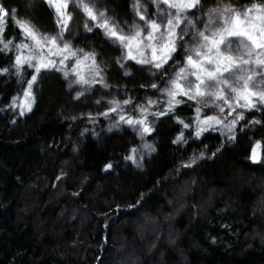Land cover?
Instances as JSON below:
<instances>
[{
    "label": "trees",
    "instance_id": "trees-1",
    "mask_svg": "<svg viewBox=\"0 0 264 264\" xmlns=\"http://www.w3.org/2000/svg\"><path fill=\"white\" fill-rule=\"evenodd\" d=\"M134 2L95 0V6L127 28L135 23L129 19ZM200 2L203 18L222 4H264ZM0 4L9 9L0 36L12 41L8 49L0 44V68L8 69L0 72V264H264V109L246 110L233 139L207 133L196 140L189 138L195 103L179 97L172 110L147 115L153 156L132 162L127 157L141 144L140 132L126 125L107 132L109 112L97 100L112 94L130 100L127 109L151 111L143 100L167 75L122 66V49L101 29L88 31L83 11L72 4L68 41L96 53L108 86L83 101L58 65L43 69L33 84L32 109L21 114L13 97L34 70L16 69L15 46L25 36L15 21L52 35L59 24L46 0ZM88 114L96 115L95 125H86ZM180 132L187 143L176 142Z\"/></svg>",
    "mask_w": 264,
    "mask_h": 264
},
{
    "label": "snow or ice",
    "instance_id": "snow-or-ice-1",
    "mask_svg": "<svg viewBox=\"0 0 264 264\" xmlns=\"http://www.w3.org/2000/svg\"><path fill=\"white\" fill-rule=\"evenodd\" d=\"M48 2L56 9V23L60 25L62 31L55 35L41 33L28 21L19 19L15 21L26 38L16 46L18 54L15 57V66L18 72L25 64L34 70L18 102L21 114L23 111L31 110L35 99L33 84L43 69L61 65L64 67L60 70L68 76L69 71L65 70L66 62L72 60L74 62L70 70L75 76L72 83L91 85L97 82L95 77L101 76L102 70L96 61V53L74 48L70 41L64 39V32L68 30L69 22L73 18L72 13L68 11L70 3L80 7L90 21L95 22V26L104 30L109 40L124 50V59L130 58L141 64H148L157 73L164 72L165 65L172 59L178 47L185 49L184 63L178 65L171 74L165 72L168 78L165 86L158 88V91L166 94L168 110L182 102L177 98L179 96L197 102L195 109L197 121L193 132L196 137L216 125L226 133L232 134L237 119L244 116L243 112H236L237 106L257 107V99L264 103V89L256 90L253 80L257 70L264 68V4L254 2L247 9H237L231 4L218 5L204 14L206 19L198 21L189 15L188 10L199 11L202 7L200 0H152L157 8L153 18L146 15V8L140 0H135L133 10L143 24L135 22L125 31L107 14V9L96 8L95 0H48ZM11 13L14 15L15 9H12ZM8 15L9 9L0 4V33L3 31L4 17ZM198 24L203 26L199 27ZM84 27L91 31L89 21L85 22ZM185 37L188 39L185 40ZM0 43L8 49L12 41H4L0 36ZM233 43H237L238 47L233 49ZM24 49L27 51H23ZM253 64L256 65L255 68L252 67ZM7 71V68H0V72ZM99 82L103 83V80ZM261 84L264 85V81H261ZM150 87L158 86L152 83ZM82 94L77 92L76 95L79 97ZM130 102L112 100L107 111L116 112L119 109L121 121L141 126L142 133L152 131L146 115L148 107L139 106L141 113L139 116L128 115L121 104ZM13 103L14 106L17 105L16 97H13ZM156 103L158 101L153 99L147 101L148 105ZM200 105L215 106L219 114H205L201 117ZM233 112H236V116L226 122V117ZM103 114L107 115V112ZM157 114L164 115L163 112ZM177 120L184 124L185 128L191 127L180 117H177ZM176 142L187 143L183 132L177 135ZM256 143L259 145L260 141ZM253 152L255 153V149ZM131 153L127 158L135 161L136 149H131ZM200 155L203 156L204 153L201 152ZM252 158L257 159L255 155ZM194 159L195 157L193 162ZM105 167L111 168L112 165L109 163Z\"/></svg>",
    "mask_w": 264,
    "mask_h": 264
},
{
    "label": "rangeland",
    "instance_id": "rangeland-1",
    "mask_svg": "<svg viewBox=\"0 0 264 264\" xmlns=\"http://www.w3.org/2000/svg\"><path fill=\"white\" fill-rule=\"evenodd\" d=\"M46 1H48V0H46ZM140 2L146 8V15L149 18H153L154 14L157 12V8L156 7L154 9L151 8L152 7L151 4H154V3H152V0H140ZM70 6H72L71 3L69 4V7ZM52 7L55 9V7L53 5H52ZM76 7L80 9V7H78V6H76ZM98 10H100V9H98ZM201 10H202V7L200 8L199 11H197L196 9H190L188 11H189V15L193 19H194L193 16H195V17H198L196 20L199 21V20L206 19V17L203 18L202 14H201ZM55 12H56V9H55ZM84 16H85V20L86 21H89V26L91 27V31H94L95 29H101L104 32V30L102 28H99L98 26H95V22L94 21H90V18H88L85 13H84ZM129 19L134 20L135 22H139V23L143 24V22L140 21L139 17L135 14L134 10H133L132 15L129 16ZM116 22L118 23V21H116ZM71 23L72 22L70 21L69 22V27H70ZM198 26L199 27H202L203 25L202 24H198ZM69 27H68V29H69ZM124 30L127 31L128 30V27L127 28H124ZM60 31H62V29H61V27L59 25V31H57V33L60 32ZM67 31L64 32V39H66V40H68V38H67L68 37ZM187 39H188V37H185V40H187ZM112 43H114V42H112ZM0 44H2V43H0ZM114 44L117 45L116 43H114ZM16 46H15V50L17 52ZM73 47L74 48H77V49H80V48L75 47V46H73ZM237 47H238V44L237 43H233L232 44V48L233 49H235ZM23 51L26 52L27 50L24 49ZM181 51L184 52L183 57L181 59H179V58L175 59L174 58L175 55L176 54L178 55L179 52H181ZM122 54H123V57H122V60H121L120 64L123 65L124 67H126L125 64L133 63V64L138 65V66H143L144 69H146V71L149 72L150 74L158 75V77H160V76H164L165 75V72L168 73V74H171L173 72V70L177 68L178 65H182L184 63V57L186 55V51H185V49L183 47H178L177 48V51L175 53H173L172 59H170L168 61V63L165 65L164 72H160V73H157V71L155 69L151 68V66L148 65V64H141L137 60H133V59H130V58L129 59H124L125 52H124L123 49H122ZM66 63L68 64V62H66ZM58 67L61 69L64 66L58 65ZM252 67L255 68L256 65L253 64ZM70 69H68L69 74H68V76H66V78H68L69 79V82H70L69 83V86L70 87H73V89L74 88L75 89H78V92H82L83 93L81 96H79L78 99L84 101L88 97H92V95H90V94H92L93 92H95V89L96 88L103 87L104 86V77H103L102 74H101V76L95 77V79L97 80V82L96 83H93L91 85H81V84H78V83H72V81L75 79V76H74V74L72 73V71ZM262 73H264V68H259L257 70L256 75L253 78V80H254V82L256 84V90H262V89H264V85L261 84V81H264V75H261ZM89 78H91V77H89ZM167 78H168V76H167ZM167 78H165L163 81H161L160 84H157L158 87L155 88V89H153L151 91V93H148V95L144 98L143 101L145 102V104L147 103V101L149 99H153V100L158 101V103H156V104L148 105L151 108V111H148L146 113V115L150 114L151 112H154V110L157 111L160 108H164V109L168 110L167 107H166V104H167L166 94H163V93H161V92L158 91V88L165 86V81L167 80ZM101 79L103 80V83H100L99 82ZM33 94H34V91H33ZM22 95H23V92L20 94V97H22ZM20 97L17 99V108L21 111V108L18 106V102L20 100ZM179 97H184V96H179ZM179 97H177V98H179ZM185 98L187 99V97H185ZM112 100H118V98H116V96L115 95H112V94H111V98L109 97L108 99L107 98H105V99L98 98L96 105H99V103H104V104L106 103V108L108 109L110 107V103L109 102L112 101ZM193 102L195 103V106L197 107V102L196 101H193ZM256 102H257V107H254V108H243V107H239V106L236 107V112H243L244 113V116H243L242 119H237V123L234 126V129H233V133L232 134L226 133L224 129H222L219 125H216V126H214L212 128H208L206 131H203L202 134L199 137H196L195 135H193V132H194L193 131L192 133L189 134L190 136L188 135L189 138L196 139V140H200V138L203 137L207 133H219V134H221L226 139L227 138L228 139H233V136L237 133V131L239 129L240 123L242 121H244V119L246 117V115H245V112H247L246 110L256 111V110H262V109H264V103L260 102L258 99H257ZM33 103H32V106H33ZM242 103H243V101H242ZM175 106H174V108H175ZM121 107L124 109V112H126L128 115H132V116H139V115H141L140 111H138L137 109H133L131 107L129 109H127L126 108V104H121ZM200 107L202 108V112L200 113V116L201 117H203L205 114H208V115H211V114H214V113L215 114H219L218 113V110L215 108V106H204V105H200ZM31 109H32V107H31ZM23 112L24 113H28L29 111H23ZM227 112H228V109L226 108L225 109V113H227ZM236 112H233L231 115L227 116L226 117V122L228 120H231L232 118H234L236 116ZM120 115H121V113H120L119 109L116 112H109L108 120L111 121V122H110V126H108L109 128H107V132H110L111 133V131L116 130L117 127H118V130H122L123 128H125L124 125H126L128 127H131L132 129H134V131L140 132L139 135L141 137V139H140L141 144L139 146L135 147V149H136L135 155H136L137 162H139V160H142L143 158H145L147 156L148 157L153 156L152 153L154 151L153 150V143H154V141L152 140L153 138L148 137L150 135L151 131L150 132H143L142 133L141 126H139V125H130L128 123H125L124 121H121L119 119V116ZM195 117H196V121H197V113H196V111H195ZM126 119H127V117H126ZM86 120L88 121V123L86 125H88V124H91V126L92 125H95L96 115L95 114H93V115L92 114H88L86 116ZM195 126H196V124H195ZM103 130H105V128H102V130H100L99 132H96V134L104 133ZM145 145H148L149 147H145ZM130 160L133 162L132 159H130Z\"/></svg>",
    "mask_w": 264,
    "mask_h": 264
}]
</instances>
